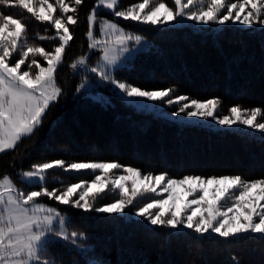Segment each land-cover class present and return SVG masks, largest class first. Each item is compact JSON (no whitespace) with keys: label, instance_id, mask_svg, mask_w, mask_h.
<instances>
[{"label":"trees","instance_id":"trees-1","mask_svg":"<svg viewBox=\"0 0 264 264\" xmlns=\"http://www.w3.org/2000/svg\"><path fill=\"white\" fill-rule=\"evenodd\" d=\"M140 2L120 0L119 9ZM152 2L149 0L150 5ZM48 3L54 6V18L73 15L77 20L75 25L66 22L73 40L55 74L62 94L30 138L23 139L14 151L0 155V176L7 174L24 187L19 173L31 169L33 164L63 159L69 163L119 162L145 174L166 172L177 179L184 175L264 178V138L257 130L180 123L138 109L114 90H107V101L81 89L78 92L90 74L83 65H71L89 53L86 16L96 0H82L80 5L64 0L69 7L67 13H61L56 0ZM32 6L39 12V0H32ZM0 13L27 23L29 45L48 51L58 46L57 41L36 38L56 35L51 22L37 21L26 10L21 14L17 7L0 5ZM121 21L141 33L149 45L129 64L114 71L116 79L146 90L174 86L175 95L186 94L200 100L218 97L225 112L234 105L264 109L261 26L227 23L200 27L192 23L149 25L130 19ZM96 33L99 34V26ZM98 55L89 62L94 64ZM37 59L46 66L42 58ZM89 176L55 168L49 172L48 186L59 185L58 190H64ZM36 189L27 184L25 191ZM112 196L101 200L112 202L118 195ZM45 199L68 215L70 231L82 234L78 238L81 247L70 242L51 247L49 256L55 258L56 264H264V236L260 234L234 240L207 234L200 237L190 229L151 225L145 217L133 215V211L98 213ZM131 207L136 209L137 205Z\"/></svg>","mask_w":264,"mask_h":264},{"label":"snow or ice","instance_id":"snow-or-ice-1","mask_svg":"<svg viewBox=\"0 0 264 264\" xmlns=\"http://www.w3.org/2000/svg\"><path fill=\"white\" fill-rule=\"evenodd\" d=\"M56 2L61 13L69 11L64 0ZM74 2L80 5L82 0ZM39 3L41 8L37 12L32 0H0V5L6 8L17 7L21 14L26 10L37 21L51 22L56 35L36 38L58 42V46L51 51L29 45L26 39L27 23L11 14L0 13V155L14 151L23 139L30 138L43 124L48 109L62 94L55 74L63 62L67 46L73 40L67 23L75 25L77 20L73 15H67L66 19L54 18V6L48 0H39ZM45 4L47 12L43 7ZM119 6L120 0H96L86 16L89 54L79 57L72 67L86 66L90 56L99 52L96 66L86 67V70L99 77L98 83L112 84L113 90H118L121 95L159 101L162 106H174L176 111L173 116L183 113L188 118H202L229 128L244 126L259 131L264 138V109L260 107L247 109L234 105L228 109L230 114L221 116L218 97L200 100L186 94L175 95L174 86L146 90L115 79L112 68L129 59L128 43L134 41L140 44V35L128 33L118 23L105 19L99 21V33L114 39L94 38L100 8L111 11L114 18L149 25H165L179 18L202 25H226L229 22L243 26L257 24L264 29V0H242L240 3L231 0H167V3L153 0L151 5L149 0H142L126 9L117 10ZM248 6L250 10L242 16ZM10 27L12 31L7 35ZM60 30H63L62 34ZM37 57L42 58L46 66ZM83 87V84L80 85L77 91ZM55 168L85 174L100 171L101 174L95 175L90 185L80 181L71 183L64 190L41 187L46 182L47 173ZM116 172L127 175H115ZM19 175L24 182L36 186L37 190L17 189L9 175L0 176V264H56L55 258L49 256L51 247L63 242L75 245L82 235L77 231H67V219L55 207L38 202L44 197L98 213H122L137 200L144 199L149 202L140 206L136 215L145 217L151 225L172 229L183 226L200 237L216 234L234 240L248 238L251 234L264 236V203H261L264 201V178L245 180L241 175H184L177 179L169 177L166 172L142 175L139 169L118 162L69 163L63 159L33 164L31 170ZM129 181L130 192L127 187ZM138 184L142 187H138ZM209 185L214 186L211 198H208ZM221 185L224 187L221 188ZM177 186H186L183 198L176 192ZM254 189H258L255 196L252 195ZM111 191H116L119 198L96 207L95 201L103 199ZM188 196L193 198L187 199ZM193 205L197 207L193 208Z\"/></svg>","mask_w":264,"mask_h":264},{"label":"rangeland","instance_id":"rangeland-1","mask_svg":"<svg viewBox=\"0 0 264 264\" xmlns=\"http://www.w3.org/2000/svg\"><path fill=\"white\" fill-rule=\"evenodd\" d=\"M231 2H236V3H240V2H242L241 0H234V1H231ZM43 7H44V9H45V12H47V4L46 5H43ZM40 8H41V5L39 6V10H40ZM117 10H122V9H119V8H117ZM195 10V9H194ZM247 10H250V6H248V8H246V11H245V13H242V16L244 15V14H246V12H247ZM108 20V21H113V22H116V23H118L122 28H124L125 30H126V32H128V33H131V34H133V35H140L141 37H142V40H141V42H140V44H136L134 41H130L129 43H128V48L130 49V56H129V59L127 60V61H122L121 63H119L118 65H116V66H114L113 68H112V75H113V77L116 79V77L114 76V71L118 68V67H120V66H123V65H126V64H129V61H132L133 60V58H135V56L139 53V52H141V51H143V50H145V49H147L148 48V45H149V42H148V40L141 34V33H139V32H137L136 30H134V29H131V28H128V27H126L123 23H122V19L123 18H114L113 17V15H112V13H111V11H109V10H106L105 8H100L99 10H98V13H97V19H96V26H95V29H94V38L96 39V40H108V39H114V37H105V36H103V35H101L100 33L99 34H97L96 33V27L97 26H99V21H101V20ZM188 23H192V24H194V25H196V26H200V27H211V26H213V27H219V26H223V25H219V24H216V23H210V24H208V25H202V24H200L199 22H196V21H191V20H187V19H184V20H180L179 18H178V20L177 21H173V22H170V23H168V24H177V25H182V24H188ZM230 24H238V25H240L239 23H232V22H229ZM241 26H243V25H241ZM251 26V25H250ZM14 27V26H13ZM11 31H12V28L10 27L9 29H8V32L6 33L7 35H10V33H11ZM63 33V30H61V34ZM19 42V41H18ZM89 54V53H88ZM95 54H100L99 52H97V53H95ZM95 54H92L91 56H90V58L87 60V62H86V66L85 65H83V69L85 70V72H87V73H89L90 75H88L87 77H86V79L83 81V85L85 86V87H83V88H81V91H83L84 93H88V94H91V95H93L94 97H96V98H99V99H102V100H104V101H107V100H109V95H108V92H107V90H113V88H114V86L112 85V84H110V83H107V82H100V83H98V81H99V77L96 75V74H94V73H91L90 71H87L86 70V67L87 68H91V67H94V66H96V62H97V60H95V63L94 64H92V63H90L89 62V60L95 55ZM118 80V79H117ZM120 81V80H119ZM122 81V80H121ZM122 82H125V81H122ZM119 95H121L120 94V92L118 91V90H115ZM127 102H129V103H132L135 107H137L138 109H142V110H145V111H149V112H152L153 114H155V115H157V116H162V117H167V118H170V119H172V120H175V121H178V122H180V123H194V124H201V125H207V126H209V127H212V128H218V127H224V126H221V125H218V124H216L215 122H212V123H209L207 120H204V119H202V118H188V117H186L183 113H180L178 116H173V113L176 111V109H175V107L173 106V107H168L167 105H161L160 104V102L159 101H149V100H146V99H139V98H137V99H133V98H127V97H125V96H123V95H121ZM228 114H230L229 112H225L223 109H222V107L221 106H219V115H221V116H223V115H228ZM232 128H234V129H247V128H245L244 126H239V127H237V126H232ZM51 162V161H50ZM88 162H106V161H88ZM119 163V162H118ZM121 164V163H120ZM121 165H124V164H121ZM124 166H127V165H124ZM133 167V166H132ZM134 168H136V167H134ZM138 169V168H137ZM29 170H31V169H29ZM140 170V169H139ZM24 171H27V170H24ZM23 172V171H22ZM142 173V172H141ZM101 174V172L100 171H97L95 174H91V176H89V177H85V178H83V179H81L80 181H84L86 184H89L90 185V183H91V181L92 180H94V178H95V175H100ZM120 174H124V175H127V173H123V172H116L115 173V175H120ZM143 174H145V173H142V175ZM11 178V177H10ZM52 178H54V176L52 177ZM61 178V177H60ZM12 179V178H11ZM20 179L23 181V178L20 176ZM60 180V179H59ZM12 181H13V183H14V185H15V187L17 188V189H22V190H24L25 191V188H26V186H27V184L28 183H26V182H24V187L22 186V185H18L13 179H12ZM80 181H78V182H80ZM48 183H49V172L47 173V177H46V182H45V184H42L41 185V187H43V186H46L49 190H52V189H57L58 190V188H59V185H55L53 188H50L49 186H48ZM77 183V182H76ZM138 187H142V185H137ZM127 187H128V189H129V192L131 191V183H130V181L127 183ZM186 187V186H185ZM185 187H180V186H177L176 187V192L183 198L184 197V192H185ZM214 186L213 185H209L208 186V188H209V192H208V198H211V195H212V192H211V190H212V188H213ZM221 188L222 187H224L223 185H221L220 186ZM37 190V189H36ZM83 189H81V190H78V191H82ZM94 191H95V189H93ZM258 193V189H254L253 190V193H252V195H256ZM108 195H106V198H108V199H111L112 197H114V196H112V195H114V194H117V192L116 191H111V192H108L107 193ZM239 193L237 192L236 193V195H238ZM165 196H166V194H164ZM46 197H44V198H41L38 202H42V203H44L45 205H47V206H52V207H55L58 211H60L61 212V214L62 215H64L65 217H66V219L68 218V215L63 211V210H61V208L58 206V205H55V204H52V203H49L46 199H45ZM75 198H78V197H75ZM119 197L117 196V197H115V199H118ZM193 197H191V196H188L187 197V199H192ZM113 202V201H112ZM147 202H149L148 200H144V199H140V200H137L136 202H135V204L134 205H137V208L136 209H134V208H132L131 206L132 205H130V206H128L127 208H125V210H124V212H122V213H127V211H128V213L130 214L131 213V211H133V215H135V216H137L136 215V212H137V210H138V208L140 207V206H142L144 203H147ZM106 203H111L110 201L108 202V201H104V200H98V201H95V205H96V207H99V206H101L102 204H106ZM261 203H264V201H261ZM165 207L167 208L168 206L167 205H165ZM193 208H195V207H197L196 205H193L192 206ZM130 208V209H129ZM190 211L191 210H189V213L188 214H190ZM130 217H131V215H129ZM66 228H67V231H69V232H72V231H70L69 229H68V227H67V223H66ZM185 229L183 226H180L178 229ZM208 235V234H207ZM212 235H216V234H212ZM79 238V237H78ZM78 238H77V240H76V243H75V245L76 246H78V247H81L80 246V243H79V240H78Z\"/></svg>","mask_w":264,"mask_h":264}]
</instances>
